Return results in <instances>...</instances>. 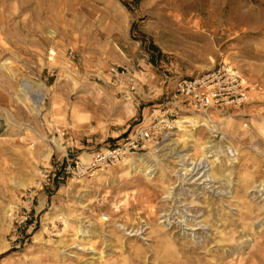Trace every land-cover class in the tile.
I'll use <instances>...</instances> for the list:
<instances>
[{
    "label": "rangeland",
    "instance_id": "1",
    "mask_svg": "<svg viewBox=\"0 0 264 264\" xmlns=\"http://www.w3.org/2000/svg\"><path fill=\"white\" fill-rule=\"evenodd\" d=\"M223 66L256 86L242 108L205 117L173 101ZM175 107L145 151L67 173ZM256 250L264 0H0V264H250Z\"/></svg>",
    "mask_w": 264,
    "mask_h": 264
},
{
    "label": "built area",
    "instance_id": "2",
    "mask_svg": "<svg viewBox=\"0 0 264 264\" xmlns=\"http://www.w3.org/2000/svg\"><path fill=\"white\" fill-rule=\"evenodd\" d=\"M111 73L116 77V84L128 86L127 95L135 91L137 85L135 77L126 68L120 70L119 66L112 67ZM124 78L128 81H125ZM255 88L256 86L251 87L246 83L239 71L230 66H223L196 78L181 80L177 84L173 101L176 103V100H179L177 103H181L188 111L212 117L216 111L242 108L249 103L250 92ZM180 112L182 109L178 107L173 108L172 112L169 109L164 110L160 116L155 117L154 124L140 128L135 134L126 138L119 147L97 154L89 164H85L81 160L69 162L68 159L65 167L67 173L84 176L96 169L116 164L131 153L145 151L156 133L174 127L175 120L173 118ZM30 211L26 212L24 221L29 219Z\"/></svg>",
    "mask_w": 264,
    "mask_h": 264
},
{
    "label": "bare ground",
    "instance_id": "3",
    "mask_svg": "<svg viewBox=\"0 0 264 264\" xmlns=\"http://www.w3.org/2000/svg\"><path fill=\"white\" fill-rule=\"evenodd\" d=\"M195 122V118L194 119H192V118H190V119H187V120H184V121H178V123L179 124H182L183 125V123H194ZM196 127V126H195ZM198 127V126H197ZM57 145H58V143H57ZM129 160V159H128ZM132 161V160H131ZM141 161V160H140ZM191 165H193V164H191ZM191 165H189V166H191ZM139 168V167H138ZM149 168H151V167H149ZM149 168H147V169H149ZM136 169V168H135ZM203 169V168H202ZM184 171H186V173H185V175L186 174H188L190 171L189 170H186V168L184 169ZM194 171H195V169L191 172V174H188V178L191 176V179H193V178H195L196 176H198V175H200V173H201V170L198 172V173H196V174H194L193 175V173H194ZM219 172V171H218ZM203 173V172H202ZM148 174H150V172L148 173ZM193 175V176H192ZM216 175H217V173H214V177H213V179H215L216 178ZM209 176H206V173H204L202 176H200V178L198 179V181H204L205 183L207 182V178H208ZM220 177H222V176H220ZM190 179V180H191ZM251 184H252V180H251V182L248 180L247 182H246V189H248L250 186H251ZM169 195H171V194H169ZM160 231H159V229L157 228H153V233H159ZM79 233H81L82 234V237L84 236V235H87V233L85 232V231H83L82 229H80V230H78V235H79ZM118 239H120L121 240V238L120 237H118ZM164 242H168L167 241V239H165L164 238ZM79 245V247H82V245L81 244H78ZM251 257L252 258H254V261L252 260V261H250V264H264V258L263 257H261L259 254H258V251L256 250V251H253L252 253H251ZM100 259L101 258H103V256L100 254V257H99Z\"/></svg>",
    "mask_w": 264,
    "mask_h": 264
}]
</instances>
